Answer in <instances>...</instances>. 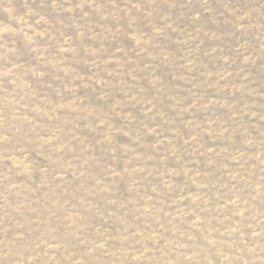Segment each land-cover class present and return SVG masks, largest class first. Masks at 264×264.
Segmentation results:
<instances>
[{"label": "rangeland", "instance_id": "obj_1", "mask_svg": "<svg viewBox=\"0 0 264 264\" xmlns=\"http://www.w3.org/2000/svg\"><path fill=\"white\" fill-rule=\"evenodd\" d=\"M0 264H264V0H0Z\"/></svg>", "mask_w": 264, "mask_h": 264}]
</instances>
